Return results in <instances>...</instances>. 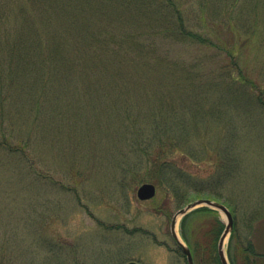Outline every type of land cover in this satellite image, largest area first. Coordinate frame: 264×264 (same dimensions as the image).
Wrapping results in <instances>:
<instances>
[{"label":"rangeland","instance_id":"374dc122","mask_svg":"<svg viewBox=\"0 0 264 264\" xmlns=\"http://www.w3.org/2000/svg\"><path fill=\"white\" fill-rule=\"evenodd\" d=\"M59 1L46 22L41 0H0V264H58L61 252L62 264H187L171 223L209 189L235 211L225 253L264 264V0ZM25 16L49 48L24 68ZM72 23L119 68L42 73L56 49L81 42ZM169 135L193 188L178 199L146 182L156 195L141 201L143 142L170 148ZM182 219L195 263L215 264L225 216Z\"/></svg>","mask_w":264,"mask_h":264},{"label":"trees","instance_id":"16d2710c","mask_svg":"<svg viewBox=\"0 0 264 264\" xmlns=\"http://www.w3.org/2000/svg\"><path fill=\"white\" fill-rule=\"evenodd\" d=\"M57 6H51L48 2V0L42 1L37 9L39 15L47 22L49 20V16L51 11L54 12H61L64 4L61 3L59 0H55ZM92 1V0H90ZM150 2H145L144 5H149ZM66 5V4H65ZM93 6V5H92ZM140 11L138 13L144 12L148 13V9H142L144 7H140ZM69 12V11H68ZM66 12V9L64 8L63 13ZM97 12V11H96ZM97 16L107 18L108 16L106 13H103V8H101L100 12H97ZM182 23V22H181ZM22 28V35L18 41L19 43V49L17 51V58L19 61L18 64H16L18 67H27L28 64L34 63L35 61H42L44 53L49 48V45L47 47H44L41 41H39V37L36 36V33L33 29L28 30L29 27H32L29 20L24 17V20L20 26ZM78 23H72L70 24L69 32L74 33L76 32L78 40L81 39L80 43H75V45H70L72 48L68 49V51H65L64 45L63 50L56 49L55 52H53L50 55V59L48 61L42 62V73L46 72V70L50 73L54 74V72L58 71H65V72H72V71H80L81 75H87V72L89 73H95L96 71L99 72L98 67H101V71L107 73L108 71L112 70L113 68H116L119 66H116L115 62H112L115 60V55L112 56L113 52L108 51L107 53L103 51H97L98 53L94 52V49L88 45L85 41H93L94 37L89 34H83V36L79 35L77 32ZM179 31L180 33L186 35V37L190 36V33L186 32V29L184 25L180 24ZM67 30V29H66ZM65 30V31H66ZM58 35H62L61 33L55 34L57 38ZM31 36H34L32 39ZM195 36V35H193ZM203 39V38H202ZM204 41V40H203ZM104 43V41H103ZM73 48H76L75 50ZM106 48V47H104ZM122 47L116 48V51L121 49ZM70 50H74V52L70 53ZM32 60V62L30 61ZM118 63V62H117ZM16 71V70H15ZM91 71V72H90ZM117 73V72H115ZM103 74V73H102ZM94 74H89V76H93ZM168 138L169 143H166L170 145V148H166L165 143H161L158 145V149H155L152 146V143L150 141H144L143 146L141 147V154L144 157L145 160V166L146 168L143 169L144 166H141L137 169V172H135V181H138L139 183H146L151 182L157 185L158 187H161L163 189H166L168 191V194L173 196L174 198H186L190 194V190L193 188L194 185L191 181V178L185 174V172L179 170L176 165L172 161L173 156V150L176 148L175 141L173 138L169 135ZM138 167V166H137ZM136 170V169H135ZM145 170V172H141ZM141 172V173H138ZM137 173V174H136ZM197 197H202L206 199H211L213 201H222L225 199V196L218 194V191H215L213 189H209L207 192H203L200 190L196 191ZM231 213L233 214L235 218V211L230 206L229 202L224 203ZM194 213H202V214H216L217 211L203 207L196 210ZM185 218L182 222V225L184 224ZM184 226V225H183ZM235 231V230H234ZM184 234V233H183ZM220 234V227L215 228L211 231L210 236L212 238V243L207 244V248L209 250H216V243H217V237ZM57 259L58 264H62L61 262H64L62 257H67L66 254L61 252L58 256H55ZM62 259V260H61ZM61 261V262H59ZM232 264H234V260L231 259ZM215 264H220L219 259H217Z\"/></svg>","mask_w":264,"mask_h":264},{"label":"water","instance_id":"95a60500","mask_svg":"<svg viewBox=\"0 0 264 264\" xmlns=\"http://www.w3.org/2000/svg\"><path fill=\"white\" fill-rule=\"evenodd\" d=\"M156 195V187L151 183H145L141 185L138 189L137 196L141 201H146L154 198ZM201 207H208L214 210L221 212L226 218V227L225 230L220 238L219 245H218V253L221 264H230L224 250V244L227 237L231 234L232 230L234 229V218L230 210L221 202H216L210 199H199L194 202L188 204L185 208L178 211L177 215L173 218L171 223V232L175 240L177 241L178 245L181 247L183 253L187 258V264H194L193 255L191 249L183 244L176 232V226L179 218H183L184 216L188 215L192 211L201 208ZM127 264H138L135 262H130Z\"/></svg>","mask_w":264,"mask_h":264}]
</instances>
